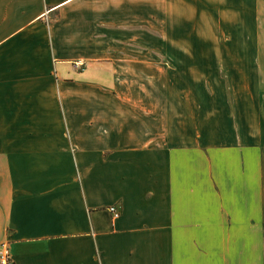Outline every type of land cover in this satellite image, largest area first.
<instances>
[{
	"label": "crops",
	"instance_id": "crops-1",
	"mask_svg": "<svg viewBox=\"0 0 264 264\" xmlns=\"http://www.w3.org/2000/svg\"><path fill=\"white\" fill-rule=\"evenodd\" d=\"M143 83L264 84V0H0L15 264H264V89L218 110L207 156L205 119L191 146Z\"/></svg>",
	"mask_w": 264,
	"mask_h": 264
},
{
	"label": "rangeland",
	"instance_id": "rangeland-1",
	"mask_svg": "<svg viewBox=\"0 0 264 264\" xmlns=\"http://www.w3.org/2000/svg\"><path fill=\"white\" fill-rule=\"evenodd\" d=\"M82 66V65H81ZM79 66V68H81ZM137 85L136 90L143 92H153L154 90L158 93L157 105L159 112V127L164 124L167 118L164 115L166 112L171 113L170 107L174 108V129L177 131L188 130V136L190 139V145H194L193 140H196L197 131L193 130V127L197 123L198 119L204 118L207 123L206 131V145H207V156L211 152L214 146V131L213 127L209 125L218 122L219 124L224 122L231 124V117L229 115L220 114L218 110L221 109H232L237 107L250 106L246 104L249 100L243 99L237 92L241 91H254L264 89V84L253 83V84H234V83H202V84H130L131 90ZM150 95L145 96L149 98ZM153 97V96H152ZM148 102L149 99H143V103ZM254 105V104H252ZM189 117V124L187 121ZM169 118V115H168ZM163 120L161 122L160 120ZM187 130H186V129ZM220 129V128H218ZM169 132V128L162 126L159 129V139L164 138L165 133ZM220 132V131H219ZM229 134L231 132L227 131ZM176 137V136H175ZM220 137V136H219ZM224 139V138H222ZM219 141H221L219 139ZM220 143V142H219Z\"/></svg>",
	"mask_w": 264,
	"mask_h": 264
},
{
	"label": "built area",
	"instance_id": "built-area-1",
	"mask_svg": "<svg viewBox=\"0 0 264 264\" xmlns=\"http://www.w3.org/2000/svg\"><path fill=\"white\" fill-rule=\"evenodd\" d=\"M75 66L79 67L82 65L80 61L74 63ZM109 212L112 214L113 218H117L120 215V211L116 204L108 207ZM0 264H15L12 256L10 242L5 240L0 242Z\"/></svg>",
	"mask_w": 264,
	"mask_h": 264
}]
</instances>
